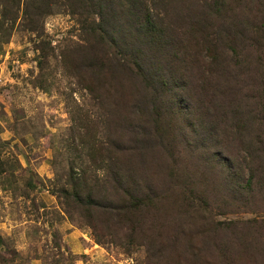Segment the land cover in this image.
Segmentation results:
<instances>
[{"label":"rangeland","instance_id":"obj_1","mask_svg":"<svg viewBox=\"0 0 264 264\" xmlns=\"http://www.w3.org/2000/svg\"><path fill=\"white\" fill-rule=\"evenodd\" d=\"M103 1L0 0V264H264V0Z\"/></svg>","mask_w":264,"mask_h":264},{"label":"trees","instance_id":"obj_2","mask_svg":"<svg viewBox=\"0 0 264 264\" xmlns=\"http://www.w3.org/2000/svg\"><path fill=\"white\" fill-rule=\"evenodd\" d=\"M87 1H88L87 3L91 4L90 7H92V6L94 7V12H96V14L99 16V19L102 20L104 18L103 17L104 14L109 11V6L106 7V9H104V6H106L105 5L106 1H103V3H100V0H87ZM83 6H85V5H79L78 7H76V5H73V6L71 5V9H72V11H75V12H81L82 11L81 8H83ZM79 9L81 11H79ZM241 30H242V28H238L239 32ZM125 69H127V68L125 67ZM247 111H248L247 112L248 113L247 119H243L242 118V120L249 127V125H253L255 123V121H254L255 111L252 112L249 109ZM259 118L261 120H263V114H260ZM239 120L237 122H239ZM239 127H240V125H239ZM240 128L244 129L245 125L241 124ZM240 128L238 130L235 129L237 131V136H235V138H234L235 139L234 146L237 147L239 152H242V155H237V157L235 158L236 162L234 163V161H233L234 169H232V170L236 173L235 174L236 175V182H237L236 189L239 190V193L241 194V193H244V192L247 193V192L251 191V189L249 188L250 187V181H251V178H252V173L251 172L254 171L255 169H258V170H255V171H257L259 173H263L261 168H264V167H261V165H260L261 159L257 155V150H259L258 149V144H260L261 139H259L258 136H255L253 142H246L245 143L246 134L243 133L242 131H240ZM219 153H221V152L219 151ZM243 153H244V156H243ZM123 154H124V152H123ZM248 157H249V159L247 160L246 158H248ZM252 157H253V159L255 158L258 161V163L255 166L252 167V165H251V167H250L248 165V163H251L250 159H252ZM225 158L230 163V158H228V157H225ZM232 160H233V158H232ZM240 161L247 167V169H249V173H250V175H248L247 179L244 180L242 183L239 182V180L241 178V174L243 172L241 170V162ZM230 167H231V165H230ZM79 179L80 178H76V182L77 183H78ZM263 184H264V180H263ZM77 186H78V184L73 187L74 193L77 192V188H76ZM87 195H88L87 198L90 201L89 203L94 201V198H92V196H94V195H92L91 193H89ZM242 202H246L245 196L243 197Z\"/></svg>","mask_w":264,"mask_h":264}]
</instances>
